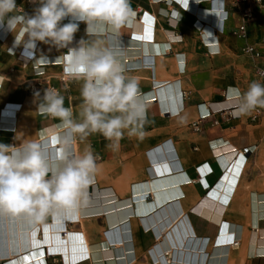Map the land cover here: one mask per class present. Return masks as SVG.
<instances>
[{
  "label": "crops",
  "instance_id": "crops-1",
  "mask_svg": "<svg viewBox=\"0 0 264 264\" xmlns=\"http://www.w3.org/2000/svg\"><path fill=\"white\" fill-rule=\"evenodd\" d=\"M130 2L135 16L118 38L119 54L147 99L145 135H125L116 151L99 133L76 138L69 148L74 156L86 150L98 156L88 203L76 217L39 224L45 250L24 264H67L81 246L90 255L73 264H264V117L234 116L229 93L258 82L263 62L242 48L264 37V8L255 9L242 40L234 35L242 20L237 0ZM16 4L28 15L38 7L32 0ZM85 28L80 23L77 41L87 39ZM66 52L41 42L34 50L15 46V35L0 28V124L4 111L14 112L10 125L0 126V143L44 139L61 147L55 143L60 121L39 114L43 93L28 89L36 81L52 85L78 111L81 83L60 80L63 63L56 59ZM206 107L212 114L194 132ZM139 196L144 206L134 200ZM52 226L64 253L44 243ZM2 228L0 260L8 264Z\"/></svg>",
  "mask_w": 264,
  "mask_h": 264
},
{
  "label": "clouds",
  "instance_id": "clouds-1",
  "mask_svg": "<svg viewBox=\"0 0 264 264\" xmlns=\"http://www.w3.org/2000/svg\"><path fill=\"white\" fill-rule=\"evenodd\" d=\"M32 2L38 7L28 15L16 0H0V28L12 32L15 46L27 50L36 49L37 42L67 49L56 60L62 61L66 80L81 83L82 101L74 112L71 104L65 106L58 89H44L37 112L60 121L63 133L55 141L59 149L44 139L0 143V216L41 224L49 217H76L88 203V189L99 170L98 156L91 150L74 156L69 148L76 138L83 141L99 133L110 142L109 148L119 150L125 135L144 137L148 105L139 81L127 74L119 54L118 38L135 16L130 0ZM80 23L86 25L87 39L77 41ZM4 79L0 76V87ZM229 93L236 117L264 109L260 82H251L245 91L230 88Z\"/></svg>",
  "mask_w": 264,
  "mask_h": 264
},
{
  "label": "bare ground",
  "instance_id": "bare-ground-1",
  "mask_svg": "<svg viewBox=\"0 0 264 264\" xmlns=\"http://www.w3.org/2000/svg\"><path fill=\"white\" fill-rule=\"evenodd\" d=\"M196 1L197 0H194V2H196ZM201 106H205V105H201ZM208 113H209V108L206 107V110L204 112H202L201 115L202 116H206V115H208ZM10 115H14V112L4 111V114L2 116V120L4 122H2L0 124V126H7L8 127L10 125V123H7V118H9ZM231 154H234V153H231ZM231 159H232V157H231ZM232 175H234V174H232ZM235 176H236V174H235ZM169 178H171V177H169ZM134 200L137 202V205H139V204H140V206L143 205L142 204V201H141L142 199H141L140 196L139 197H135ZM222 202H223V200H222ZM149 206H152V205H147V210H149V208H150ZM140 209L139 208L137 209L138 210V213H144L142 211V209H141V211H140ZM56 221H61V219L60 220H56ZM0 223H1V227L4 228V229L2 228L3 229V232H2L1 235L4 234L3 237H4L5 240H7V243H6V247L5 248L8 251V254L7 255L10 257L8 264H24L25 261L30 258L31 254H33L34 252H37V251L41 252L40 254H42V251L45 250L43 248V246H41V244H43V241L42 242H39L38 239H37V233H38L39 224H31V223H29L23 217L11 218V217H4V216H0ZM54 229H57V228L56 227L54 228L52 226L49 229V232L47 231V233L45 235V239L46 240H45L44 243H46V244L49 243L51 245L53 244L51 246V248H50V250L52 252H58L59 251V252H63L64 253L65 250H66V248H64V246H61L60 247V243H59V241H60V239H59L60 238V235L58 233H53ZM257 235H258V233H257ZM74 250H75V252H74ZM74 250L72 252V254L74 253V258H72V260L69 259L68 262H67V264H73V263H76L78 261H81L82 259L84 260L87 255H90L89 252L86 253L84 246H81L80 248L74 249ZM170 254L171 253H169V256H170ZM97 257H99V255H94V258H97ZM37 259H39V258H37ZM166 261L168 262V258L167 257H166ZM36 263L37 262H35V263L33 262V264H36Z\"/></svg>",
  "mask_w": 264,
  "mask_h": 264
},
{
  "label": "built area",
  "instance_id": "built-area-1",
  "mask_svg": "<svg viewBox=\"0 0 264 264\" xmlns=\"http://www.w3.org/2000/svg\"><path fill=\"white\" fill-rule=\"evenodd\" d=\"M235 6L241 5V24L238 28L234 31V35L239 39L245 40L248 36V24L255 20V9L256 8H264V0H237L234 3ZM242 53L244 55L250 56L253 59L261 60L263 63L257 67L256 69V76L258 82L264 84V37L261 38L260 42L255 45H248L246 44L242 48ZM62 82L66 81L64 74L60 77ZM47 84V82H46ZM46 88H55L52 85H47L46 87L43 86L42 81L32 82L29 86V93H44V89ZM235 109V108H234ZM212 112L208 113L206 116H200L199 119L192 124V129L194 132H202L203 131V124L206 119L211 116ZM264 117V109L257 108L252 112L251 120L257 121L260 118ZM212 125H218V121L214 120ZM215 150V148H213ZM168 256V255H167Z\"/></svg>",
  "mask_w": 264,
  "mask_h": 264
},
{
  "label": "snow or ice",
  "instance_id": "snow-or-ice-1",
  "mask_svg": "<svg viewBox=\"0 0 264 264\" xmlns=\"http://www.w3.org/2000/svg\"><path fill=\"white\" fill-rule=\"evenodd\" d=\"M186 3H188V0H186ZM136 39H140V37H136ZM225 203L227 202V201H224ZM80 240H81V242H82V237H80ZM35 243V242H34ZM33 255H35V254H33Z\"/></svg>",
  "mask_w": 264,
  "mask_h": 264
},
{
  "label": "rangeland",
  "instance_id": "rangeland-1",
  "mask_svg": "<svg viewBox=\"0 0 264 264\" xmlns=\"http://www.w3.org/2000/svg\"><path fill=\"white\" fill-rule=\"evenodd\" d=\"M0 264H5V261L0 260ZM38 264H44V262H41V263H38Z\"/></svg>",
  "mask_w": 264,
  "mask_h": 264
}]
</instances>
